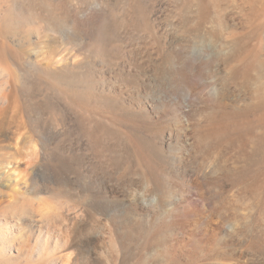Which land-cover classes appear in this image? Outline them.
Returning a JSON list of instances; mask_svg holds the SVG:
<instances>
[{
  "label": "rangeland",
  "instance_id": "1",
  "mask_svg": "<svg viewBox=\"0 0 264 264\" xmlns=\"http://www.w3.org/2000/svg\"><path fill=\"white\" fill-rule=\"evenodd\" d=\"M0 212V264H264V0H0Z\"/></svg>",
  "mask_w": 264,
  "mask_h": 264
},
{
  "label": "clouds",
  "instance_id": "2",
  "mask_svg": "<svg viewBox=\"0 0 264 264\" xmlns=\"http://www.w3.org/2000/svg\"><path fill=\"white\" fill-rule=\"evenodd\" d=\"M141 203L145 207H153V206H155V205L158 204V198L155 195L142 196ZM239 228H240L239 222H235V223L226 225V231H227V233H230L232 235H236ZM225 238H227V237H225Z\"/></svg>",
  "mask_w": 264,
  "mask_h": 264
},
{
  "label": "bare ground",
  "instance_id": "3",
  "mask_svg": "<svg viewBox=\"0 0 264 264\" xmlns=\"http://www.w3.org/2000/svg\"><path fill=\"white\" fill-rule=\"evenodd\" d=\"M104 34V33H103ZM103 39H104V37H103V35L100 33V35H99V37H98V41H97V44H99V47L102 45V41H103ZM102 47V46H101ZM5 77V76H4ZM6 95V94H5ZM3 96V98H2V102H4V103H7V100H8V98H7V100H6V96ZM8 97V96H7ZM44 156V155H43ZM42 156V157H43ZM41 158V157H40ZM8 208V207H7ZM1 213V212H0ZM4 213H5V211H4ZM18 215V214H17ZM23 219V218H22ZM29 219V218H28ZM25 220V219H24ZM17 222V221H16ZM63 240H65V238L63 239ZM263 245H264V239H263ZM264 247V246H263Z\"/></svg>",
  "mask_w": 264,
  "mask_h": 264
}]
</instances>
